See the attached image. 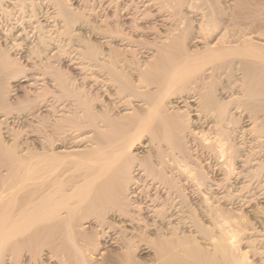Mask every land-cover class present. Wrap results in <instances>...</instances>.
<instances>
[{
	"label": "bare ground",
	"instance_id": "bare-ground-1",
	"mask_svg": "<svg viewBox=\"0 0 264 264\" xmlns=\"http://www.w3.org/2000/svg\"><path fill=\"white\" fill-rule=\"evenodd\" d=\"M177 1L155 26L0 0V264H264L232 207L264 197V40Z\"/></svg>",
	"mask_w": 264,
	"mask_h": 264
},
{
	"label": "rangeland",
	"instance_id": "rangeland-1",
	"mask_svg": "<svg viewBox=\"0 0 264 264\" xmlns=\"http://www.w3.org/2000/svg\"><path fill=\"white\" fill-rule=\"evenodd\" d=\"M61 2H62V4H64V5H66V7H68L69 9H71V7H72V9H74V11L76 10V11H78L79 9V11H83L84 12V15H86V16H88L87 17V20H90L93 24H94V22L98 25L100 22H99V17H101V16H103V17H105V15H109V16H106L105 18H107V17H110L111 15H113V13L114 12H118L117 14L119 15V16H121V19H123L124 18V20L126 19H132V18H135V20L137 21V23L138 24H144V25H148L149 23L151 24V25H154L155 24V26L157 25L156 24V22H159L160 23V17H159V15L160 14H158L157 12H159V13H162V15H164V14H166V15H168V14H170V13H172L173 11H175V10H177L178 8H179V4H180V2H178L177 0H161V1H163L164 3H162L161 1V3L163 4V5H161V3L159 2V0L157 1H153V0H110V1H108V0H60ZM149 1L151 2V3H149ZM168 1V2H167ZM171 1H172V3H171ZM243 1V2H242ZM148 2V3H147ZM153 2V3H152ZM155 2H157V4L155 3ZM167 2V3H166ZM183 2V3H182ZM182 2H181V5H182V7L180 8V10L183 12L182 14H181V11H180V18H178V22L180 23L181 21L183 22L184 21V23L185 24H187L188 23V21H189V24H191V22H192V26H194V27H196V25H198L199 24V20L201 21V20H206V19H208L209 18V16H210V19H212V17H213V19L216 21V23L219 25V28H218V30L216 31V33H218V31L220 32V33H222V32H227L226 33V35H230L229 33L231 32V30H230V28H232V25L234 24V21H237V19L235 18L234 19V17H236L235 15H233L234 13H235V11H236V15L238 16V14L240 15L239 17H237L238 19H239V21L236 23V25L235 26H240V28L241 29H244L245 31H247L248 33H249V37L251 36H253V38L254 39H256V40H258V41H263L264 39V32H262L261 33V31L264 29V0H182ZM207 2H209V3H207ZM235 2V3H234ZM239 2H241L240 4H239ZM251 2V3H250ZM159 3H160V5H159ZM174 3L176 4V9L174 10V7H173V5H174ZM250 3V4H249ZM258 3V4H257ZM81 4V5H80ZM153 4V5H152ZM166 6H165V5ZM173 4V5H172ZM245 4V5H244ZM254 6H253V5ZM67 5H69V6H67ZM83 5V6H82ZM85 5V6H84ZM156 5V6H155ZM204 5V6H203ZM207 5V6H206ZM238 5H239V8L240 9H238L237 7H238ZM75 6V7H74ZM155 6V7H154ZM160 6V7H159ZM163 6V7H162ZM169 6H171V7H169ZM218 6V7H217ZM74 7V8H73ZM154 7V8H153ZM161 7H162V9H161ZM216 7H217V10H216ZM220 7V8H219ZM78 8V9H77ZM83 8L85 9V10H83ZM87 8V9H86ZM89 8H91V9H89ZM130 8V9H129ZM159 8V9H158ZM171 8V9H170ZM233 8V9H232ZM236 8V9H235ZM94 9V10H93ZM161 9V12L160 11H158V10H160ZM169 9V10H168ZM246 9H248V10H246ZM89 10V11H88ZM126 10V11H125ZM179 10V9H178ZM233 10V11H232ZM78 11V12H79ZM113 11V12H112ZM127 11H128V13H127ZM156 11V12H155ZM169 11V12H168ZM208 11V12H207ZM237 11H241L240 13H238ZM247 11H249V12H247ZM82 12V13H83ZM112 12V13H111ZM131 12V13H130ZM145 12H147V13H145ZM150 12V13H149ZM207 12V13H206ZM245 12V13H244ZM86 13V14H85ZM126 13V14H125ZM129 13L130 14H132V16L133 17H128L129 16ZM145 13V14H144ZM212 13H214V14H212ZM251 13H252V15H251ZM90 14V15H89ZM128 14V15H127ZM147 14H149L148 16H147ZM209 14V15H208ZM228 14V15H227ZM124 15H126V17H124ZM142 15V16H141ZM144 15V16H143ZM205 17H204V16ZM247 15V16H246ZM86 16H85V18H86ZM91 16V17H90ZM177 16V17H178ZM202 16V17H201ZM251 16V17H250ZM90 17V18H89ZM103 17H101L102 19H105V18H103ZM145 17V18H144ZM177 17H176V19H177ZM232 17V18H231ZM89 18V19H88ZM99 18V19H98ZM140 20H139V19ZM158 18V19H157ZM206 18V19H205ZM220 18V19H219ZM246 18V19H245ZM154 19V20H153ZM155 19H156V21H155ZM183 19V20H182ZM250 19H252V20H250ZM97 20H98V22H97ZM101 20V19H100ZM153 20V21H152ZM159 20V21H158ZM203 20V21H204ZM218 20V21H217ZM155 21V22H154ZM203 21H202V23H203ZM141 22V23H140ZM143 22V23H142ZM154 23V24H153ZM231 23V24H230ZM257 23V24H256ZM82 24V23H81ZM80 24V25H81ZM262 24V25H261ZM159 26L158 27H162V28H160V30H162L164 27L161 25L160 26V24H158ZM182 26L184 25L183 23L181 24ZM254 25V26H253ZM260 25V26H259ZM79 26V25H78ZM85 26L86 25H83L82 24V26H79V27H77V29L78 28H80V29H78V30H81L80 31V33L81 34H84L83 36L85 37V34H88L87 35V38L89 37V39L90 40H94V41H96L95 42V44L97 43V45H99L98 44V41H97V39H99L98 37H97V34L95 35L94 33H92V32H90L91 31V28L89 27V26H86V27H88L87 29L85 28ZM143 26V25H142ZM249 26V27H248ZM193 27V29H195ZM226 27V28H225ZM255 27V28H254ZM193 29H191V30H193ZM254 29H256V30H254ZM90 30V31H89ZM163 31V30H162ZM193 31H195V30H193ZM191 32L190 30L188 31V33L190 32L191 34H187L186 35V40L189 42V44L190 45H192L193 43H191V42H193L194 40H193V33L194 32ZM251 31H253V32H251ZM255 31V32H254ZM264 31V30H263ZM83 32V33H82ZM86 32V33H85ZM251 32V33H250ZM215 33V34H216ZM219 33V34H220ZM251 34V35H250ZM257 34V35H256ZM89 35H92V36H89ZM190 35V36H189ZM260 35V36H259ZM96 36V37H95ZM255 36V37H254ZM191 38V39H190ZM29 40L30 39H26L25 41L23 40L21 43L24 45V47L22 46V50H24V51H26L25 49H26V44L29 42ZM191 40V41H190ZM74 42V44L73 45H76V41H73ZM187 42V43H188ZM264 42V41H263ZM78 44V43H77ZM72 47H74V46H72ZM72 47H70V46H68L67 48H72ZM75 47H77V49H79L78 48V46H75ZM103 47V46H102ZM104 48V47H103ZM56 49V48H55ZM54 49V50H55ZM73 50H75L74 48H72ZM72 49H69L68 51H67V49H66V53L68 54H66V55H62L63 53H58V56H55L56 57V59H55V57H54V60L56 61H58V60H60L59 62L61 63H63V64H65L66 62H68L70 59H74L75 57H78V55H77V53H78V51H77V49H76V51L75 52H73V50ZM24 51H19V53L21 52V53H23V54H25V52ZM69 52H71V53H73V55H71V53H69ZM74 53H76V54H74ZM137 53H139L138 51H137ZM23 54H21V55H23ZM61 54V55H60ZM71 57H70V56ZM77 55V56H76ZM19 56V55H18ZM63 56V57H62ZM74 56V57H73ZM140 56H142L141 54H139V56L137 55V57H140ZM142 59V58H141ZM23 60V59H22ZM56 61V62H57ZM66 65H68L67 63H66ZM70 68H71V66H72V63H70ZM72 72V71H71ZM75 75V74H74ZM25 79V78H24ZM77 79V78H76ZM21 80H23V78H21ZM17 82V81H16ZM15 82V83H16ZM19 82V81H18ZM76 82H79V81H76ZM19 93V92H18ZM20 94V93H19ZM141 145V143H139L138 144V146H140ZM141 149V148H140ZM264 196V195H263ZM237 201V200H236ZM254 202V203H253ZM253 202H251L250 204H248L247 206H244L243 207V205L241 204H237V206H235L234 207V205H236V203H234V204H232L233 206V208H236L239 212L238 213H242V214H248V218L250 219V221H249V219H248V222L250 223V224H255L256 226L257 225H259V223L261 224V222H264V221H262V220H264L263 218H264V216H263V214L261 215L260 213H253L252 211L253 210H255L256 208H258V207H262V209L264 210V197L263 198H259V199H257V200H254ZM242 206V207H241ZM242 209V211H241V209ZM240 209V210H239ZM235 212H237V211H235ZM246 212V213H245ZM251 216V217H250ZM257 217V218H256ZM254 218V219H253ZM241 245H242V243H241ZM243 245H244V243H243ZM242 245V246H243ZM141 252H143V251H141ZM140 252V253H141ZM146 256L145 254H142L141 255V257L142 258H144V257Z\"/></svg>",
	"mask_w": 264,
	"mask_h": 264
}]
</instances>
